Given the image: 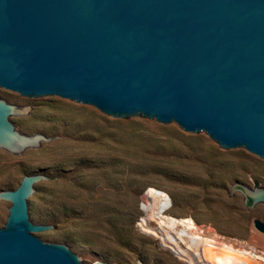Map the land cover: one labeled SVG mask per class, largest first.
<instances>
[{"label": "water", "instance_id": "obj_1", "mask_svg": "<svg viewBox=\"0 0 264 264\" xmlns=\"http://www.w3.org/2000/svg\"><path fill=\"white\" fill-rule=\"evenodd\" d=\"M0 88L43 104L67 99L128 124L150 119L264 161V0H0ZM35 105L0 98V151L21 159L63 142L29 134ZM53 170L0 190V264L84 262L32 203ZM243 204L264 187L231 185ZM252 224L264 231V220ZM135 264H144L138 258Z\"/></svg>", "mask_w": 264, "mask_h": 264}, {"label": "rangeland", "instance_id": "obj_2", "mask_svg": "<svg viewBox=\"0 0 264 264\" xmlns=\"http://www.w3.org/2000/svg\"><path fill=\"white\" fill-rule=\"evenodd\" d=\"M0 98L35 105L36 121L14 122L30 135L63 141L46 143L43 152L25 160L0 151V190L16 187L24 174L54 169L58 180L41 184L43 193L32 201L40 223L63 230L46 241L68 240L86 263L135 264L140 258L144 264H187L136 226L145 215L144 193L153 186L171 198L166 213L192 217L264 250V234L252 224L253 218L264 220V204L248 209L230 189L236 181L264 187V161L258 156L225 152L208 136L150 119L128 124L67 99L36 104L1 88ZM9 204L0 200V226Z\"/></svg>", "mask_w": 264, "mask_h": 264}, {"label": "bare ground", "instance_id": "obj_3", "mask_svg": "<svg viewBox=\"0 0 264 264\" xmlns=\"http://www.w3.org/2000/svg\"><path fill=\"white\" fill-rule=\"evenodd\" d=\"M171 205L166 191L148 187L142 203L145 215L139 219L137 226L158 238L180 260L187 264H264V250H257L253 242L227 238L197 224L192 217L166 213ZM152 221L154 225H151ZM254 228L264 234V231Z\"/></svg>", "mask_w": 264, "mask_h": 264}, {"label": "built area", "instance_id": "obj_4", "mask_svg": "<svg viewBox=\"0 0 264 264\" xmlns=\"http://www.w3.org/2000/svg\"><path fill=\"white\" fill-rule=\"evenodd\" d=\"M138 222L136 223V226H137ZM138 227V226H137ZM139 228V227H138Z\"/></svg>", "mask_w": 264, "mask_h": 264}]
</instances>
